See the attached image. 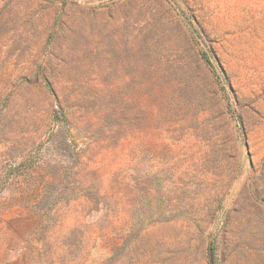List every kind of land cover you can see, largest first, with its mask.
<instances>
[{
	"label": "rangeland",
	"instance_id": "rangeland-1",
	"mask_svg": "<svg viewBox=\"0 0 264 264\" xmlns=\"http://www.w3.org/2000/svg\"><path fill=\"white\" fill-rule=\"evenodd\" d=\"M0 264H264V0H0Z\"/></svg>",
	"mask_w": 264,
	"mask_h": 264
}]
</instances>
